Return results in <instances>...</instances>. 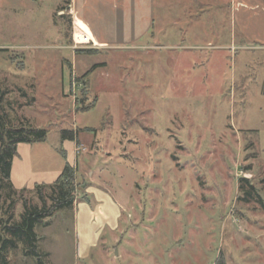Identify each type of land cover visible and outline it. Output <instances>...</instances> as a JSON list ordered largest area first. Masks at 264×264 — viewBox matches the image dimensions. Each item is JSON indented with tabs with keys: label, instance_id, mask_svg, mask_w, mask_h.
I'll list each match as a JSON object with an SVG mask.
<instances>
[{
	"label": "rangeland",
	"instance_id": "rangeland-1",
	"mask_svg": "<svg viewBox=\"0 0 264 264\" xmlns=\"http://www.w3.org/2000/svg\"><path fill=\"white\" fill-rule=\"evenodd\" d=\"M60 1L0 0V115L48 131L33 147L45 165L67 161L61 129L84 147L88 200L36 227L45 264H264V204L238 188L247 178L264 203V51L234 52L228 12L206 7L193 27L167 12L158 40L74 47ZM16 195L17 220L32 198Z\"/></svg>",
	"mask_w": 264,
	"mask_h": 264
},
{
	"label": "crops",
	"instance_id": "crops-1",
	"mask_svg": "<svg viewBox=\"0 0 264 264\" xmlns=\"http://www.w3.org/2000/svg\"><path fill=\"white\" fill-rule=\"evenodd\" d=\"M61 1L57 5V15H63L67 7L73 26L77 21L82 25L81 30L90 36V45L85 46L92 48L132 45L148 35L158 40L169 26L164 19L167 12L176 8L180 13L175 20L176 27L185 23L193 27L198 22L194 20L193 12L206 7L215 12L224 9L228 12L229 43L233 51L235 43H238L236 48L264 51V0H63L66 6ZM214 18L221 21L216 15ZM214 27H218V23L209 28L210 33ZM78 140L79 144L61 142L67 149H61L67 161H58L54 165H45L47 157L44 155L33 156L35 143H18L10 171L13 187L31 189L36 183H52L65 162L77 164L81 153H77L76 148L83 145L79 134Z\"/></svg>",
	"mask_w": 264,
	"mask_h": 264
},
{
	"label": "trees",
	"instance_id": "trees-1",
	"mask_svg": "<svg viewBox=\"0 0 264 264\" xmlns=\"http://www.w3.org/2000/svg\"><path fill=\"white\" fill-rule=\"evenodd\" d=\"M84 51L91 50L84 49ZM87 75L86 72L81 78L85 79ZM83 82L86 84V80ZM95 100L84 110L91 108ZM47 132L44 128L23 122L13 126L6 114L0 115V264H7L6 255L9 251L18 248L25 258H32L35 264H45L44 257L47 253L41 252L39 248L40 236L35 230L36 227L48 225L49 219L57 212L72 209L76 199L88 200L85 194L79 193V190L86 185L84 182H77L76 167L68 162L64 163L60 174L52 183H36L31 189L17 190L13 187L10 171L12 160L17 155V144L43 142L47 139ZM59 134L62 140L75 141L79 144L78 129H61ZM60 153L65 157L63 151L60 150ZM238 188L244 192L242 199L244 202L252 200L264 204L260 198L258 199L254 187L247 178H239ZM22 191H28L31 198L36 201L22 198L23 210L16 220L13 207L17 202L16 194Z\"/></svg>",
	"mask_w": 264,
	"mask_h": 264
},
{
	"label": "built area",
	"instance_id": "built-area-1",
	"mask_svg": "<svg viewBox=\"0 0 264 264\" xmlns=\"http://www.w3.org/2000/svg\"><path fill=\"white\" fill-rule=\"evenodd\" d=\"M74 40H75L74 41L75 47H77L78 45H90V41H91L89 34L81 29H80V33L78 34V37H76ZM82 150H84V147L82 146L76 148L77 152Z\"/></svg>",
	"mask_w": 264,
	"mask_h": 264
},
{
	"label": "bare ground",
	"instance_id": "bare-ground-1",
	"mask_svg": "<svg viewBox=\"0 0 264 264\" xmlns=\"http://www.w3.org/2000/svg\"><path fill=\"white\" fill-rule=\"evenodd\" d=\"M75 28L77 29V28H82V25L81 24H79L77 21H76V23H75ZM83 28H85V27H83ZM76 37H78V36H76Z\"/></svg>",
	"mask_w": 264,
	"mask_h": 264
}]
</instances>
